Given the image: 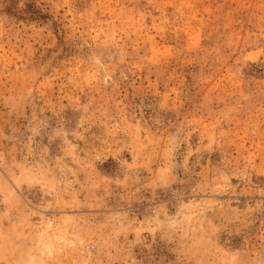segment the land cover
<instances>
[{
  "label": "rangeland",
  "instance_id": "1",
  "mask_svg": "<svg viewBox=\"0 0 264 264\" xmlns=\"http://www.w3.org/2000/svg\"><path fill=\"white\" fill-rule=\"evenodd\" d=\"M0 264H264V0H0Z\"/></svg>",
  "mask_w": 264,
  "mask_h": 264
}]
</instances>
